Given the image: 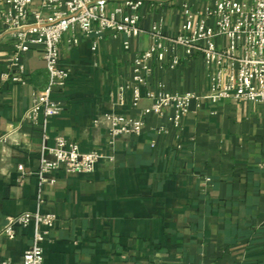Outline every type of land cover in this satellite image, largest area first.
<instances>
[{
  "label": "crops",
  "instance_id": "1",
  "mask_svg": "<svg viewBox=\"0 0 264 264\" xmlns=\"http://www.w3.org/2000/svg\"><path fill=\"white\" fill-rule=\"evenodd\" d=\"M143 1L137 36L76 32L80 42L71 46L64 35V109L37 122L26 115L33 93L49 85L46 62L36 50L24 55L26 84L17 82L20 72L9 68L13 38L0 24V254L12 264H22L35 225H16L14 239L3 230L26 212L57 217L43 242L44 264H264V105L209 100L211 79L201 57L176 69L154 62L155 88L194 92L201 102L192 103L180 128L169 110L149 116L139 136L111 143L105 115L136 117L150 105L134 106L132 65L149 48L152 27L173 36L185 4L202 11L213 0ZM117 8L133 12L124 0H109L108 11ZM58 137L101 154L95 171H59L54 185L41 184L42 147Z\"/></svg>",
  "mask_w": 264,
  "mask_h": 264
},
{
  "label": "built area",
  "instance_id": "2",
  "mask_svg": "<svg viewBox=\"0 0 264 264\" xmlns=\"http://www.w3.org/2000/svg\"><path fill=\"white\" fill-rule=\"evenodd\" d=\"M108 2L0 0V24L13 38L9 68L20 72L15 80L26 84L25 67L20 59L34 50L42 54L49 73L47 89L33 93V103L26 115L28 120L37 122L41 114L48 119L64 109L59 100L69 78L67 68L61 63L64 35L69 34V44L76 46L80 42L76 32L88 38L104 35L108 30L128 36L140 34L139 10L144 1L124 0L125 7L133 11L129 15H123L122 8L110 13ZM184 12L175 35L165 36L153 26L149 32V48L136 55L132 65L133 103L139 108L147 100L150 105L140 108L136 117L105 115L111 143L123 135L139 136L149 116H160L169 110L173 126L180 128L192 103L201 102L202 97L194 92L169 91L163 84L155 88L149 79L154 62L160 67L176 69L187 60L201 57L211 79L209 100L219 103L233 99L264 105V0H213L202 11L185 4ZM4 77L9 78L10 74ZM123 92L121 87V95ZM101 159L98 152H83L76 141L58 137L54 146L42 147L38 175L41 184L54 185L55 173L91 174ZM261 166L264 167V161ZM19 170L24 174L23 165ZM56 220L54 213L41 212H26L8 219L3 234L9 239L16 237V225H35L33 242L25 251L22 264H44L43 242ZM0 264H12V261L0 254Z\"/></svg>",
  "mask_w": 264,
  "mask_h": 264
}]
</instances>
